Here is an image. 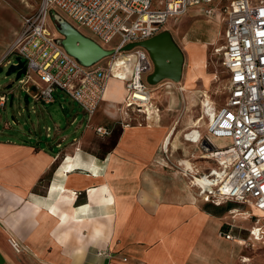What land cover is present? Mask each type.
Returning a JSON list of instances; mask_svg holds the SVG:
<instances>
[{
    "label": "crops",
    "instance_id": "crops-1",
    "mask_svg": "<svg viewBox=\"0 0 264 264\" xmlns=\"http://www.w3.org/2000/svg\"><path fill=\"white\" fill-rule=\"evenodd\" d=\"M25 2L0 0V59L21 30ZM9 82L0 88L6 97L3 106L13 94ZM160 83L150 85L151 100L161 95L169 99L168 105L162 109L152 103L156 109L147 117L124 110V81L111 76L80 133L63 131L59 113L49 108L39 112V120L50 119L55 125L49 141L40 139L34 124L27 130L3 123L0 264H241L244 257L264 264V247L240 243L234 249L236 238L227 240L225 233L221 239L230 249L219 250L207 229L210 219H221L208 207L218 206L200 199L197 188L166 165L163 143L172 163L182 161L207 171L215 161L203 157L197 143L183 136L192 129L205 135L206 117L175 113L178 92H172L169 80L167 90L159 88L158 93ZM180 83L182 95L194 90L190 78ZM24 89L26 97L36 101L32 86ZM97 125L111 132L96 134ZM218 227L221 222L215 230ZM10 237L18 242V251Z\"/></svg>",
    "mask_w": 264,
    "mask_h": 264
},
{
    "label": "built area",
    "instance_id": "built-area-1",
    "mask_svg": "<svg viewBox=\"0 0 264 264\" xmlns=\"http://www.w3.org/2000/svg\"><path fill=\"white\" fill-rule=\"evenodd\" d=\"M154 1L41 0L36 11L23 16L21 30L0 62L16 53L25 67L19 82L25 87L32 86L36 101L54 102V91L58 89L88 116L94 114L106 93L109 79L115 76L124 81V110L147 117L152 109H156L151 103L150 84L146 80L153 67L152 60L143 47L120 49L127 43L157 35L168 17L187 12L190 5H202L206 15L214 13L208 5L214 0H163L162 9L157 10L152 8ZM52 9L58 10L77 29L78 25L86 27L94 40L105 48L118 35V43L110 47L115 52L94 65H82L66 52L57 42L59 37L48 28ZM223 12L226 33L221 55L222 66L228 75L227 98L218 109L211 103L204 105L205 135L194 129L183 134L186 140L197 143L204 151L203 157L213 158L215 164L207 171H201L196 165L182 161L172 163L166 143L162 145V153L166 165L185 176L188 184L197 188V195L203 201L219 206L222 201L229 200L251 205L260 213L261 217H252L254 225L249 234L252 241L263 243L264 0H228ZM35 77L39 78L41 86L35 84ZM5 100V95H0V106ZM94 132L107 135L111 129L97 125ZM214 137L229 140L225 145H217ZM225 237L232 238L230 233ZM8 241L15 251L19 250L14 238L10 237ZM241 262L252 264L248 257L241 258Z\"/></svg>",
    "mask_w": 264,
    "mask_h": 264
},
{
    "label": "rangeland",
    "instance_id": "rangeland-1",
    "mask_svg": "<svg viewBox=\"0 0 264 264\" xmlns=\"http://www.w3.org/2000/svg\"><path fill=\"white\" fill-rule=\"evenodd\" d=\"M40 2L41 0H26L25 4H27V9L25 15L36 11L40 6ZM227 2L228 0H214L209 3L208 5L214 10L213 15L204 14L202 5H190L187 12L181 15H173L171 17H168L166 22L163 24V30L166 29L171 33L172 39L176 41L184 56L182 78L179 82L174 83L170 81V88L172 89V92H178L177 94L179 96L178 108H176L179 110L175 109V113H184L186 111L187 114H200L203 112V103L206 101V98L210 101L209 103H211V105L214 104L216 108L224 105V101L226 100L228 94V90L226 87L228 75L227 71H225L224 67L222 66L221 47L225 41L224 38L226 33V23L224 19L225 16L223 12V6ZM162 7L163 0H155L152 6V8L155 10L162 9ZM60 13L65 16L63 12ZM66 18L71 22V20L67 16ZM47 24L51 32L55 30L51 17L47 21ZM78 27L82 33L94 40L93 35L86 27L79 25ZM118 41L119 36L115 35L110 40L108 46H115ZM196 47L199 52L201 51L200 55L204 56L203 58L205 63L203 62V67H205L202 69V71L203 73H206L204 75L207 76V80H197L195 82L196 85L194 84L195 86L193 87L194 90H191V92H185L184 95H182L177 86H179V83L181 81L185 82L189 78L190 54L192 55L193 53H195ZM16 56V53H11L5 60L4 65H1L2 72L0 73V88H3L1 85L4 84L6 80H10L9 83L12 85L11 88L13 90V94L8 96L5 106H0V129L4 126V122H7L12 129H17L19 126H22L24 129L28 130L31 128V125L34 124V130L38 132L40 139L49 141L53 136L55 125L50 119L46 121H44L43 119L39 120V112L41 108H49L50 110L57 111L60 117L58 120L59 126L63 129V131L69 132V135H72L74 131L80 133L83 129H85L88 115L63 91L56 89L54 91L55 102L48 105L40 106L36 101H34L32 97H28L27 102L25 101L27 92L24 91L25 86L19 82V79L13 82L14 75L3 77V74L7 70L9 65L16 62ZM106 60L108 59H105V61ZM34 80L36 85H42L39 78L35 77ZM168 81V79H164L163 82H159L160 84L157 86L156 91H158L159 93V88L167 90L166 82ZM26 87L31 88V85L28 84ZM159 98L152 97L151 103H153L154 105L158 104V106H161L160 108L165 109V107L168 105L169 99L166 100L161 95L159 96ZM46 134L48 135V138ZM228 140V138H225L218 142L222 143ZM195 193L197 194V190H195ZM230 203L234 206L230 209H235L237 212L235 211V213L231 214L228 213L230 209L226 208ZM208 210L213 215H216V213H219V215H221V228L218 227L215 230V226L212 223L207 226V229L210 232L211 236H214L219 250H223L226 247L227 250L230 249V247L228 246L229 242L227 243L226 241L221 239L222 237H224V233H230L232 238L241 239L243 243L245 241V246L253 244V246L257 248L260 246L264 247V242L261 243L258 241H252L249 234L250 227L254 225V219H252V217H261V214L258 213L251 205H237L232 201L226 200L222 201L218 207L209 206ZM236 213H242L243 215H239ZM219 228L221 231L220 235V231H218ZM244 245L242 246L244 247ZM240 263L242 264V262Z\"/></svg>",
    "mask_w": 264,
    "mask_h": 264
},
{
    "label": "water",
    "instance_id": "water-1",
    "mask_svg": "<svg viewBox=\"0 0 264 264\" xmlns=\"http://www.w3.org/2000/svg\"><path fill=\"white\" fill-rule=\"evenodd\" d=\"M50 17L53 27L60 36L57 42L82 65H94L115 52L114 48L107 49L99 42L86 36L53 9L50 10ZM136 46L143 47L152 60V70L146 77L150 85L154 86L164 79L174 83L180 81L183 74L184 56L168 30L164 29L157 35L140 42L127 43L120 50L126 51ZM15 61V63L9 65L3 74V77L14 75L13 82L19 79L20 75L25 71L24 61L20 60L19 56H16ZM1 72L2 67L0 66ZM10 87H12L11 84ZM25 101H27L26 96Z\"/></svg>",
    "mask_w": 264,
    "mask_h": 264
},
{
    "label": "bare ground",
    "instance_id": "bare-ground-1",
    "mask_svg": "<svg viewBox=\"0 0 264 264\" xmlns=\"http://www.w3.org/2000/svg\"><path fill=\"white\" fill-rule=\"evenodd\" d=\"M191 42V41H190ZM197 43V42H196ZM185 44H188V43H185ZM193 45V44H191ZM185 46V45H184ZM194 47V46H193ZM184 48V47H183ZM201 54V51L199 52V50L197 49V47L195 48V53H193L192 55L190 54V64H189V78L191 79L192 82H196L197 80L199 79H203L204 81L207 80V76L204 75L206 73H203L202 69L205 67H203V55H200ZM204 54H205V51H204ZM207 60V59H206ZM188 63V62H187ZM205 63V62H204ZM187 66V64H186ZM207 68V67H206ZM207 71V70H206ZM208 72V71H207ZM215 76V75H214ZM181 84V83H180ZM196 85V84H195ZM194 85V86H195ZM187 89V88H186ZM210 101L207 100L206 98V101L203 103V105H208L210 104L209 103ZM201 119V117L199 118ZM200 121V120H199ZM167 140V139H166ZM169 140V139H168ZM114 203V202H113ZM110 205V204H109ZM184 211V210H183ZM235 209H230L228 213H235ZM237 212V211H236ZM236 214H239V215H243L242 213H236ZM194 215V214H193ZM248 216V215H247ZM243 217H246V216H243ZM221 220V219H220ZM218 218L216 219H210L209 222L212 223L215 227H217L219 224H220V221ZM96 237V236H95ZM233 242V245H235V248L234 249H237V245H239L240 243H243L241 240L239 239H233L232 240ZM245 243V241H244ZM143 263V262H142Z\"/></svg>",
    "mask_w": 264,
    "mask_h": 264
},
{
    "label": "trees",
    "instance_id": "trees-1",
    "mask_svg": "<svg viewBox=\"0 0 264 264\" xmlns=\"http://www.w3.org/2000/svg\"><path fill=\"white\" fill-rule=\"evenodd\" d=\"M234 204H237V203H235V202H233ZM230 205V206H229ZM228 206H227V208L226 209H230V208H233L234 206L230 203ZM237 205H240V204H237Z\"/></svg>",
    "mask_w": 264,
    "mask_h": 264
},
{
    "label": "flooded vegetation",
    "instance_id": "flooded-vegetation-1",
    "mask_svg": "<svg viewBox=\"0 0 264 264\" xmlns=\"http://www.w3.org/2000/svg\"><path fill=\"white\" fill-rule=\"evenodd\" d=\"M55 33H56V35L58 36V37H60L58 34H57V32L55 31V30H53Z\"/></svg>",
    "mask_w": 264,
    "mask_h": 264
}]
</instances>
